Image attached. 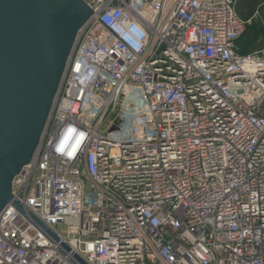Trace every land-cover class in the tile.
I'll return each instance as SVG.
<instances>
[{"label": "built area", "instance_id": "1", "mask_svg": "<svg viewBox=\"0 0 264 264\" xmlns=\"http://www.w3.org/2000/svg\"><path fill=\"white\" fill-rule=\"evenodd\" d=\"M237 0H84L0 264H264V48Z\"/></svg>", "mask_w": 264, "mask_h": 264}, {"label": "water", "instance_id": "2", "mask_svg": "<svg viewBox=\"0 0 264 264\" xmlns=\"http://www.w3.org/2000/svg\"><path fill=\"white\" fill-rule=\"evenodd\" d=\"M92 12L84 0H0V213L15 207L65 250L13 194L12 183L40 143L78 31Z\"/></svg>", "mask_w": 264, "mask_h": 264}, {"label": "rangeland", "instance_id": "3", "mask_svg": "<svg viewBox=\"0 0 264 264\" xmlns=\"http://www.w3.org/2000/svg\"><path fill=\"white\" fill-rule=\"evenodd\" d=\"M252 6V10L249 15L244 18L245 27L244 31L239 39V46H241L242 50H248L251 46L258 43L260 38L264 35V27L262 24L261 15L258 11V7L261 5L260 3L264 2V0H250Z\"/></svg>", "mask_w": 264, "mask_h": 264}, {"label": "trees", "instance_id": "4", "mask_svg": "<svg viewBox=\"0 0 264 264\" xmlns=\"http://www.w3.org/2000/svg\"><path fill=\"white\" fill-rule=\"evenodd\" d=\"M260 4L261 5L258 7V11L261 15L262 24L264 27V2H262ZM252 6L253 5L251 4L250 0H237L236 1V10L242 18H245L249 15L250 11L252 10ZM240 37H239V39H240ZM239 39L236 41V50L239 53H248V52H252V51L264 48V35L260 38L258 43L254 44L248 50H245V51H243L241 46H239V44H238Z\"/></svg>", "mask_w": 264, "mask_h": 264}]
</instances>
